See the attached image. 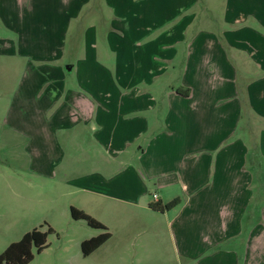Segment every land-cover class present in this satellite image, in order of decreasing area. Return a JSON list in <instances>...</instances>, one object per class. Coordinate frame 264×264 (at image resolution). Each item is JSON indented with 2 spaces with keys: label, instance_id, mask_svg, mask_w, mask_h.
<instances>
[{
  "label": "rangeland",
  "instance_id": "374dc122",
  "mask_svg": "<svg viewBox=\"0 0 264 264\" xmlns=\"http://www.w3.org/2000/svg\"><path fill=\"white\" fill-rule=\"evenodd\" d=\"M158 4L159 13L170 19L191 3L158 0ZM192 9L190 15L196 17L186 30L190 29L185 40L177 45L179 54L166 62L165 72L162 77L157 76L158 80L148 82L144 78L149 65L159 67L148 64L150 60L146 57L150 49L119 50L123 54L119 61L107 44L100 50L103 55L97 66L100 79L96 91L101 103L109 105L113 99L117 101L118 92L133 96L132 93L138 94L137 90L146 88L161 97L157 112L147 114L156 125L149 134L148 144L145 147L142 140L136 139L126 146L130 151L123 154L116 155L120 149L116 145L121 139L108 148L101 140L109 135H101L98 142L92 128L52 127L43 122V113L29 112L28 105L22 107L36 89L21 91L18 96L24 64H18L19 69L11 72L8 63L12 62L0 59V254L27 232L51 227L54 231L48 237V246L40 253L33 249L34 259L29 264H204L202 228L192 225L195 233L188 236L187 217L191 208H181L180 217L175 219L164 217L152 208L150 211L135 203L116 201L106 194L110 185L117 184L114 176L129 166L139 170L141 154H135L141 147L156 159L159 157L162 170L167 169L169 177L173 175L176 179L167 188L149 182V206L162 201L166 205L177 198L185 203L192 191L218 184L222 178L216 177L221 172L224 176L228 174L225 171L238 166L243 170L242 179H249V187H264V115L255 108L264 92L258 89L264 80V0H196ZM241 11L246 14L245 20L237 22L236 15ZM247 11H253L254 15ZM195 39L198 53L195 52L194 59L200 57V48H206L215 53V61L225 60L230 68L241 65L237 75L231 76L233 80L224 81L223 75L213 73L211 67V73L208 70L206 75L212 80L205 85L201 73L198 69L194 71L196 66L188 61L190 53L187 56L182 52ZM71 53L68 50V56L76 58ZM140 60L143 64L137 63ZM118 70L124 73L121 77ZM225 87L228 96L224 95ZM193 88L197 89L196 95ZM160 90H167L168 95L164 98ZM189 90V96L182 94ZM171 91L174 97L170 96ZM125 100L129 103L131 98ZM20 108L24 113H20ZM143 115L141 111L132 114ZM13 120L37 124L30 131L37 134L36 156L41 153V164L49 176L34 171L33 166L40 162L27 153L32 137L7 125L6 122ZM153 137L159 139L158 144L151 142ZM183 184L187 185L186 189ZM253 195L257 197V192ZM258 197L262 201L264 192H259ZM72 206L84 210L107 228H94L85 220H74ZM185 216L183 223L180 218ZM251 228L252 224L243 225V230ZM106 231L111 237L85 256L82 242ZM244 238L247 239L246 233L241 240ZM259 256L260 262L264 261V240Z\"/></svg>",
  "mask_w": 264,
  "mask_h": 264
},
{
  "label": "crops",
  "instance_id": "0c3cea01",
  "mask_svg": "<svg viewBox=\"0 0 264 264\" xmlns=\"http://www.w3.org/2000/svg\"><path fill=\"white\" fill-rule=\"evenodd\" d=\"M188 1L191 4L187 8L180 9L177 15L167 19L159 13L158 0H0V59L12 62L8 63L11 64V72L15 68L19 69L18 64H24L21 86L18 81V96L22 94L21 91L36 89L32 98L27 99L22 107L28 105L29 112L43 113V122L52 127L92 128L98 142L101 135H109L101 140L108 148L114 147L116 139L123 140L116 145L120 146L116 155L130 151L126 146L136 139L142 140L141 144L146 147L151 130L156 128L154 120L147 114L157 112L161 105L158 98L160 95L146 88L137 90L138 94L132 93L133 96L118 92L117 101L113 99L109 105L101 103L96 91L100 79L97 66H100L103 55L100 50L107 44V49L119 61L123 58L119 50L150 49V55L146 57L150 60L148 64L159 67L149 65L151 67L145 70L144 78L148 82L158 80L157 76L165 72L166 62L179 54L177 45L185 40L190 29L186 30L196 17V14L190 15L196 0ZM247 12L254 15L253 11ZM245 17L246 14L241 11L239 16L236 15V21H243ZM179 27L183 28L177 33ZM4 32L7 35H3ZM197 42L195 39L186 49L182 48V52L187 56L190 53L188 61L196 66L194 71L198 69V73H201L200 79H203L205 85H209L212 80L206 75L208 70L211 73V67H214L213 73L223 75L221 78L224 81L233 80L231 76L237 75L241 65L230 68L229 62L225 60L215 61V53L206 48H200V57L194 59ZM68 50L76 58L69 57ZM219 53L220 51L217 52ZM137 63L143 64L141 60ZM200 66L205 68L202 70ZM244 72L245 69H242V73ZM110 74L112 75L111 72ZM123 74L118 70L120 77ZM152 76L155 78L152 79ZM260 83L258 89L264 91V80ZM227 90L225 87V96H228ZM39 92L41 95H38ZM159 92L163 93L164 98L168 95L167 90ZM192 93L196 95L197 89L193 88ZM170 96L174 97V92L171 91ZM125 98H131V101L128 103ZM255 108L257 113L264 115V92L261 94V102ZM137 111L144 112L145 115L132 116ZM20 113H24L22 108ZM6 123L18 129L20 134L32 137L27 153L40 162L33 169L38 175L49 176V171L41 164V153L36 156L37 134L30 131L37 124L20 120ZM151 142L158 144L159 139L153 137ZM140 149L135 154H141L139 170L129 166L124 172L114 176L117 184L110 185V191L106 194L116 201L135 203L152 211L147 201L149 182H154L156 187L160 185L161 188H167L176 179L173 175L169 177L167 169L162 170L159 157L156 159L144 147ZM45 161L46 155L43 163ZM241 171L243 170H239L238 166L225 171L228 174L224 176L221 172L216 177L222 178L218 184H209L203 189L192 191L185 203L181 200L180 205L172 210L159 211L164 217L168 215L176 219L182 213L181 208H191L187 217L188 236L195 233L192 225L202 228L204 264H264V261L260 262L259 256L261 241L264 240V204L261 203H264V198L260 201L258 197L259 192H264V187H249V179H242ZM183 186L186 189L187 185ZM199 192L202 193L193 196ZM254 192H257V197L253 195ZM180 219L184 223L186 216ZM244 224H252V228L243 230ZM245 233L247 239L241 240ZM209 250H214V253Z\"/></svg>",
  "mask_w": 264,
  "mask_h": 264
},
{
  "label": "trees",
  "instance_id": "16d2710c",
  "mask_svg": "<svg viewBox=\"0 0 264 264\" xmlns=\"http://www.w3.org/2000/svg\"><path fill=\"white\" fill-rule=\"evenodd\" d=\"M188 92L182 93L189 96ZM181 199L177 198L168 204L164 205L162 202L150 203L153 210L164 212L171 210L180 205ZM71 214L74 220H85L91 227L106 229L107 227L99 220L86 213L84 210L78 209L74 206L71 207ZM54 230L49 227L48 230L35 228L27 232L23 238L12 243L7 249L0 254V264H29L34 259L33 249L38 253L42 252L48 246V237ZM111 237V233L104 232L97 237L85 240L82 242V250L85 256L91 254L104 244Z\"/></svg>",
  "mask_w": 264,
  "mask_h": 264
}]
</instances>
